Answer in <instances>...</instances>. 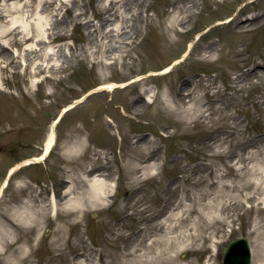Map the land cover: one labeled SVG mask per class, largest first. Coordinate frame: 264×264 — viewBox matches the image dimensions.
<instances>
[{"label": "rangeland", "instance_id": "1", "mask_svg": "<svg viewBox=\"0 0 264 264\" xmlns=\"http://www.w3.org/2000/svg\"><path fill=\"white\" fill-rule=\"evenodd\" d=\"M24 1L41 0L14 3ZM105 2L50 5L66 22L53 44L70 59L51 77L32 73L14 48L2 63L0 264L18 246L28 252L12 264H121L105 256L112 243L141 252L160 237L153 264H223L239 236L250 241L252 264H264L256 257L259 246L264 253V0H120L115 9L133 17L137 31L124 47L131 51L103 67L97 14ZM80 5L85 14L77 16ZM152 70L114 91L88 92ZM84 94L54 125L44 160L19 165L40 155L63 106ZM81 137L85 144L72 152L68 145ZM88 168L113 189L71 210L70 183L91 194ZM24 201L45 209L40 223L19 224Z\"/></svg>", "mask_w": 264, "mask_h": 264}, {"label": "bare ground", "instance_id": "2", "mask_svg": "<svg viewBox=\"0 0 264 264\" xmlns=\"http://www.w3.org/2000/svg\"><path fill=\"white\" fill-rule=\"evenodd\" d=\"M0 0V89L2 88V66L4 62H7L9 57L16 53L21 57L20 62H24L26 66H30L32 73L37 74L46 70L48 76L51 77V73L58 65H64L65 62H69L70 59H65L68 54L63 52L62 48L58 45H54L53 42L57 37H59V26L65 24V20H58V12L50 9V5L57 0H41L37 5H30L28 2L24 1L21 4H15V0ZM71 0H60V5H66L70 8L69 3ZM77 0H75L76 3ZM120 0H107L100 8L97 14L99 17L100 26L99 29L102 32V38L97 45L99 51L102 53L101 58L96 61L98 64L103 65V67L116 64L119 57L123 52L131 51V49H124V47L131 42L130 38L133 37L134 33L137 31V26L132 23L133 17H121V14L117 12L116 4ZM190 1V0H188ZM11 3V4H10ZM73 5V4H72ZM77 5V4H76ZM80 11L76 14L77 16L84 15L83 10L84 5H80ZM57 9V8H56ZM71 9V8H70ZM134 15V13H133ZM233 19V16H229L222 22H229ZM101 20V21H100ZM91 19L86 20V25L90 26ZM63 28V27H61ZM250 28H244V30H249ZM98 31V27L95 31H90L89 34L93 36ZM110 36L114 38V42L111 41ZM98 38V36H95ZM15 49V51L12 50ZM115 51L118 53L114 56ZM181 58V57H180ZM107 60V62L105 61ZM25 66V67H26ZM173 66V63L165 66L164 71H168ZM158 71L152 70L146 74H139L138 77H133L132 79L126 81H116L108 80L98 84L93 87L88 92L95 91H114L117 88L124 87L130 82L142 79L145 75L155 74ZM36 76V75H35ZM108 77L105 73L101 74V78L104 79ZM37 80V78H35ZM39 81V79H38ZM33 85L35 82L33 81ZM86 94L73 99L72 102L63 106L59 115L55 118L52 130L49 134L48 139L45 142V147L40 155H35L33 157L25 158L19 165L30 164L34 162H41L44 157L48 154L50 149L53 147L55 142V131L54 125L61 119L62 115L69 109L74 108L77 103L83 100ZM143 94H139L137 100L141 101ZM110 119V118H109ZM111 120V119H110ZM85 144V139L83 137L73 141L68 145V148L72 151H79ZM18 166V165H17ZM17 166L10 168L9 175H11ZM91 171V172H90ZM92 175L87 177L88 175ZM85 179L88 180V184L91 190V194L87 197L76 194L74 192V183H70L69 187L65 192V197L69 196L70 204L67 207H71V210H79L82 205L88 202H95L104 200L108 196V192L113 189L112 184H108L103 178L94 175L92 168L86 170ZM7 182V180L5 181ZM51 205L58 211V200L55 196L51 198ZM23 211H18L17 215L20 216V225L25 226V224L40 223L42 219L46 216V211L43 208L35 207L30 204L29 201H24L22 203ZM14 224L12 225V227ZM16 227H20L17 223ZM0 227L1 224H0ZM6 231L0 230V253L4 254V239ZM161 238V237H160ZM160 238L151 239L149 243H146L144 249L140 252L138 248L131 249L130 251H120L116 248V244H111V252L106 257H113V259H120L121 264H153L157 260L158 256V242ZM28 252L27 246H18L10 254L4 255L2 260L4 264H12L17 260H20ZM82 255V252H77L76 256ZM256 257L261 259L264 257L263 247L259 246L256 249ZM92 264H98L96 262Z\"/></svg>", "mask_w": 264, "mask_h": 264}, {"label": "water", "instance_id": "3", "mask_svg": "<svg viewBox=\"0 0 264 264\" xmlns=\"http://www.w3.org/2000/svg\"><path fill=\"white\" fill-rule=\"evenodd\" d=\"M189 252L185 253L187 257ZM224 264H251V247L246 237H239L229 243L223 256Z\"/></svg>", "mask_w": 264, "mask_h": 264}]
</instances>
